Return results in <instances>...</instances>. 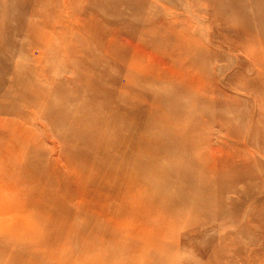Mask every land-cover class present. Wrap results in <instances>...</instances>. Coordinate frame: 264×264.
<instances>
[{"label":"rangeland","instance_id":"374dc122","mask_svg":"<svg viewBox=\"0 0 264 264\" xmlns=\"http://www.w3.org/2000/svg\"><path fill=\"white\" fill-rule=\"evenodd\" d=\"M72 9L79 12L77 17L71 16ZM151 9H169L178 19L186 18L196 37L202 33L201 44L196 46L197 57L202 59L199 64L197 59L194 62L199 80L188 85L181 82L178 86L184 87L180 89L183 94L177 91L175 105L165 109L175 114L168 124L177 142L171 151L161 147L171 137L168 133L134 129V122L122 135L94 128L99 120L107 127L138 121L140 116L131 115V111L148 108L152 104L148 96L154 92L166 94L165 86L157 81L140 87L135 84L129 96L122 92L130 72L126 55L135 45L137 30L147 24L144 15ZM56 11L63 22L56 26L57 32L76 20L71 52L55 54L54 43L49 42L34 45L37 36L32 30L55 17ZM261 16L264 3L258 0H0V118L11 122L0 129V135L18 143L19 135L12 138L18 121L27 130V142L17 146L14 165L18 169L10 163L0 165V199L5 202L0 212V264H31L21 260L22 246L1 243L21 228L20 205L27 201L35 209L36 203L46 206L52 200L55 204L49 201L48 207L58 216L70 215L78 199L68 197L73 183L67 177L77 173L83 181L98 140L102 139L103 149L110 150L109 142L123 135L127 139L122 150L135 154L145 146L140 152L144 159L159 150L157 166L175 168L159 175L156 182L158 190L172 196L175 211L161 223L165 233L153 241L157 247L151 241L141 243L142 252H152L148 262L264 264V40L261 45L255 36L261 29H256ZM138 94H147L146 103ZM179 94L188 97L184 99L187 102ZM46 98L51 101L49 106ZM176 106L181 108L179 113ZM113 107L120 109L115 117L104 114ZM180 137L195 143L183 147L185 141L180 143ZM211 148L223 164L217 171L208 169ZM134 154L131 160L137 159ZM23 155L32 158L31 165ZM119 165L120 161H108L97 168ZM127 185L123 183L121 188ZM118 188L116 185L115 190ZM113 201L103 209L111 211L123 203L119 198ZM130 216L120 222V230L131 229L141 220L140 213ZM129 219L134 223L128 224ZM68 222L81 228L92 224L83 216L70 217ZM57 230L58 225L50 227L53 233ZM58 239L56 236L36 249L42 247L44 258L49 259L62 245ZM63 246L71 247V243ZM167 246L166 253L162 247ZM141 255L128 257L127 264L141 261Z\"/></svg>","mask_w":264,"mask_h":264},{"label":"bare ground","instance_id":"6f19581e","mask_svg":"<svg viewBox=\"0 0 264 264\" xmlns=\"http://www.w3.org/2000/svg\"><path fill=\"white\" fill-rule=\"evenodd\" d=\"M208 1L210 2V0ZM258 1H260V4L261 2L264 3V0ZM152 10L153 9H151V11ZM70 13L72 17H77L79 15V12L76 9L75 11L72 9ZM223 15L224 13L219 12L220 17H223ZM144 16L146 17L147 24H144V29H138L139 31L137 30L134 37L135 45L126 55V59H128L126 67L130 70V72L128 71L126 76L128 84L124 87L122 92L126 94V96H129L133 87L137 86L135 84H139L140 87V85L143 86V84L157 81L165 86L166 94L154 92L148 96V98L151 97L152 106L150 105L148 108L141 107L142 109L131 111V115L140 116V120L138 121L131 120L130 123L123 126L116 125L115 127H107V123L103 125V123L99 120L98 127L94 126V128L99 131L101 127H103L105 132L112 130L113 132L122 135L125 131H130L129 128L132 127V123L134 122L133 124H137L136 126H133L134 129L146 128L148 132L152 131L157 134L168 133L171 137L166 140L161 147L171 151L172 148L177 147V142L176 139L173 138L174 136H172L171 126L168 124L169 121H172L175 114H169L165 111V109L175 105L174 97L176 96L177 91L182 93L180 89H184V87L178 86L181 82L188 85V82L194 83V81L199 80V70L197 71L195 69L196 67L194 68V62L197 59L196 61L199 64L200 58L202 59V56L200 58L197 57L198 50H196L198 49L197 45L201 44L199 39L202 38V33L198 34L199 37H196V33L190 29L191 26L186 18L178 19L177 16H174L169 9H164L160 12L158 10H153L151 13ZM62 23L63 22L58 18V11H56L55 17L46 19L39 23L41 26L32 30L33 34L37 36V40H35L34 45H39L42 42V45L44 46L45 43L49 42V44L54 43L52 50L55 54L61 51L71 52L72 50H68L71 49V46H75V42L70 40V36L71 33L75 35L77 28L76 20L73 19L69 22L70 24H66L67 31L57 32L56 26H59ZM183 23L185 24L184 27L177 26ZM257 24L258 27L256 29H261L259 33L255 34V36L260 40V44L262 45V40H264V16L257 19ZM243 30L247 31L245 29ZM260 44L259 46L261 47ZM207 46L208 45L206 44V48L209 50V47ZM195 52L197 54H195ZM207 57H209V55ZM201 68L198 67V69ZM166 87L170 88L171 91L168 92ZM147 88H150V86ZM261 94L264 96V88L262 89ZM138 95H140V101L146 103L145 95L147 94H143L142 97V94ZM138 95L137 97H139ZM185 98L188 97H184L183 100ZM45 101L47 106L51 104L49 99L46 98ZM184 102L187 101L184 100ZM176 107L178 108L177 113H179L181 108L178 106ZM96 110L97 113H99V107H97ZM118 110L120 109L113 107L111 110L108 109L107 112H104V114L109 115L110 117L111 115L112 117H115ZM261 111L264 114V110L262 109ZM125 112L128 113V110ZM129 118L130 115L126 119ZM10 123V121L0 118V129H5L10 125ZM13 130L14 132L12 138L19 135L20 138H18L17 141L23 144L27 142V130L20 124V121H18ZM129 136L131 137V134ZM180 138L182 139H179L180 143L185 141V143L182 144L183 147H187L195 143L190 141L188 137ZM118 139L109 142L111 147L110 150L105 148L103 149L100 146L102 139L98 140L99 144L96 146L97 152L90 157V159H92L91 169L84 176L83 181H81L82 176L77 173H71L67 177V179L71 180L73 183V190L68 193V197L71 199H78V205L75 210H69L70 215L65 218L58 216L54 212V208L48 207V205H50L49 201L52 205L55 204V201L52 200H48V203H45L46 206L39 202L36 203L35 209L30 208L31 203L28 204L26 203L27 201H24L19 208L21 219L20 225L22 226L17 233L2 238V245L22 246L20 249V258L23 262H30L31 264H127L130 262L126 260L128 257L134 255L136 257L142 256L141 254L144 255V259H141V261L136 263L131 262L129 264H164L163 262L161 263L162 260L158 261L157 259L152 263L148 262V258L152 256V252H142L143 246H141V243L151 241V244H154L155 246L157 243H153V241L165 233V230L162 227L164 225L163 221H165L164 218H168V215L175 211L173 205L174 201L171 198L172 196H165L162 190H158L156 188L158 176L161 174L166 175L175 168L157 166L160 162V152L159 150H156V144L154 146L156 154L152 155L149 159H144L143 156L141 157L140 152L145 146H140L138 151L135 150L136 157L138 156L137 159L131 160V156H133L132 154L134 153L129 150H122L123 142L127 139L126 135H123L122 137L120 136ZM92 140L93 137L90 142ZM19 142L15 143L12 140H8L4 137V135H0V165L2 163H10L15 167V170L18 169L14 165V160L16 158L18 150L17 146H19ZM187 143L189 145H187ZM208 151L210 156L208 169L211 171H217L220 168V165L222 167L223 164L221 161L218 162L219 160L216 159V152L214 148H211ZM172 153L177 154L173 151ZM23 157L25 160L29 159V164L31 165L33 161L32 158L30 159V157L25 155H23ZM169 158L170 160L175 159V161H178L174 158V156H169ZM108 161H116V163L120 161V165L113 168L109 166L105 168H97L99 165H105ZM230 161L231 158L227 161V163ZM179 162L180 161H178V163ZM179 164H181V162ZM43 173L44 171L41 172V176ZM40 178L38 180H40ZM235 179L236 178H233V180ZM123 183L128 184L125 189L121 188ZM116 185L119 186L117 190H115ZM101 193L102 196L100 197L99 194ZM96 196L97 199H95ZM98 196L100 198H98ZM115 198L121 199V202L123 203L119 204L116 209H112L111 211L105 209V211L103 208H107V204L111 205V201ZM4 207L5 202L3 199H0V212L4 209ZM177 208L179 209V206ZM131 213H140L141 220L139 222L136 220L138 223H136L135 227L131 228L132 231H130L131 229L120 230L121 227L119 229L118 225L120 222H124L126 218L128 219ZM1 216L2 213H0V218ZM77 216H83L84 218L88 217V219L92 220V224L90 226H83L82 228L73 227V225L69 224L68 219L70 217L75 218ZM127 221H130L128 224L132 222L130 219ZM133 223L134 221L132 224ZM161 223L163 224L162 226ZM53 225H58V230L54 233L50 231V227ZM166 232L168 233V231ZM56 236H59L58 240L62 245L56 247L57 252L49 259H45L42 247H39L38 249H36V247L43 245L52 238H56ZM117 237H119V239H117ZM129 237L131 238L130 240ZM68 242L71 243V247L66 248L63 246V244H67ZM112 243L114 244L113 246L110 245ZM30 248H33L35 251L30 252ZM163 248L164 247H162V251L166 252V250L169 249V246L165 249ZM155 249L159 250V248ZM145 258H147V260ZM144 261L147 262L142 263Z\"/></svg>","mask_w":264,"mask_h":264}]
</instances>
